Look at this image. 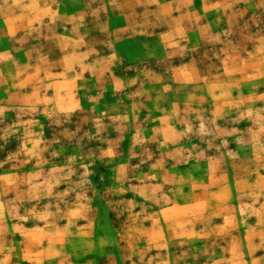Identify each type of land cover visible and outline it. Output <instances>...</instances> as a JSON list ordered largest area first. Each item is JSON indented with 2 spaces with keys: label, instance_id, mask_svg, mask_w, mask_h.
Here are the masks:
<instances>
[{
  "label": "rangeland",
  "instance_id": "1",
  "mask_svg": "<svg viewBox=\"0 0 264 264\" xmlns=\"http://www.w3.org/2000/svg\"><path fill=\"white\" fill-rule=\"evenodd\" d=\"M0 264H264V0H0Z\"/></svg>",
  "mask_w": 264,
  "mask_h": 264
}]
</instances>
